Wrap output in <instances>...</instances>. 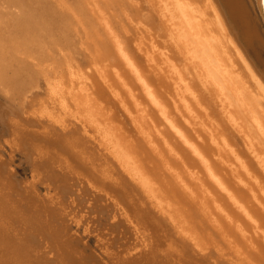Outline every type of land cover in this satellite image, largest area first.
<instances>
[{"label":"bare ground","instance_id":"1","mask_svg":"<svg viewBox=\"0 0 264 264\" xmlns=\"http://www.w3.org/2000/svg\"><path fill=\"white\" fill-rule=\"evenodd\" d=\"M74 1L58 0L63 18L46 0H0V92L18 100L1 117L25 113L21 123L11 122L9 143L33 157L32 181L23 186L0 161V264H204L175 249L171 229L151 209L157 201L199 251L214 242V232L242 264H264V0H142L146 19L157 22L154 34L138 21L134 26L142 62L114 33L105 0ZM70 20L89 70L69 62L58 90L76 113L98 123L102 143L83 122L72 129L57 119L60 129L47 130L29 98L36 66L55 62ZM102 90L128 116L133 135L111 124ZM79 131L84 137H74ZM96 144L110 146L114 161L94 159ZM34 177L60 195L39 199ZM130 181L149 201L139 202ZM79 183L112 199L98 212L121 217L92 227L112 235L102 246L106 263L67 234L69 213L90 231L86 213L62 202ZM244 198L261 219L252 218Z\"/></svg>","mask_w":264,"mask_h":264},{"label":"rangeland","instance_id":"2","mask_svg":"<svg viewBox=\"0 0 264 264\" xmlns=\"http://www.w3.org/2000/svg\"><path fill=\"white\" fill-rule=\"evenodd\" d=\"M47 6L52 8L55 13L60 16H64L68 14L66 10L58 4V0H46ZM107 5L109 6V10H107L106 17L116 28L114 31L115 34H120L122 46L128 49V52L131 56L136 58L137 61L142 62V56L134 50L132 39L134 38V34L138 33V30L134 28L136 21L140 22L145 29L154 34L157 29V22L152 19H146L145 10L142 0H105ZM101 2V1H100ZM66 5H75L74 0H66ZM103 3V2H101ZM116 15L114 17L113 15ZM64 18V17H63ZM69 18V17H68ZM70 19V18H69ZM71 23L65 27V39L62 41L59 46L56 48V55L53 56L55 59L54 63H51L50 60L44 61L40 66H36V74H35V83L37 86L32 90L30 99L33 100V107L42 111L43 117L39 119L44 122V126L47 130L50 131H58L60 128L57 124V119L61 121H66L69 124V128L82 129L83 124L86 123L91 133L97 134L100 136V133L96 132L94 129L98 126L97 122H93L88 116L81 117L78 113L74 111V108L70 107L69 100L67 96H64L59 90V82H61L60 78L63 76L67 70L69 69L67 64L71 62L73 65H77L82 68L84 71H88V51L84 50V46L81 45V32L75 28L73 22L70 20L66 22L67 24ZM117 23L122 24L123 27L127 28L126 32H122V30L117 29ZM121 25V26H122ZM142 30V29H141ZM87 44V43H86ZM69 60V61H68ZM102 94L98 97L102 102V106L109 109L112 113V118L110 119L112 125L122 126L124 131H126L129 135H133L135 129L133 128L130 119L125 114L123 109L119 106V104L114 101L112 96L105 90H102ZM64 98V100L60 99L59 96ZM28 101V100H27ZM171 102V100L169 101ZM64 104V105H63ZM68 105V107H66ZM18 100H14L9 98L8 96L3 95L0 92V111H8V109L17 108ZM28 110V109H27ZM3 114L0 112V161L4 160V165L6 166V170L10 169V173L19 180L21 186L22 183L28 184V182L32 181V166L31 162L33 161L32 154H30V150L22 147V146H11L9 142L13 137V132L11 131L14 126L12 123L15 122L21 123V119L24 118L25 113L19 114H7L6 116L1 117ZM45 115V116H44ZM81 117V118H80ZM36 119V118H34ZM32 129H40L36 126H31ZM12 128V129H11ZM15 128H17L15 126ZM102 134L103 130H101ZM83 133L79 131V134H75L74 137H82ZM84 137V136H83ZM86 137V136H85ZM88 138V137H87ZM100 142L102 143V139L100 136ZM38 141V140H37ZM42 146L41 142H35ZM98 146L95 149V155L97 157H93L96 160H102L103 156L107 155L108 160L114 161V157H117L116 152L110 146ZM107 149V150H106ZM28 150V151H27ZM109 151V152H108ZM97 152H100L97 154ZM113 159V160H112ZM103 166H106L103 164ZM117 168H119L117 166ZM60 170L59 168H57ZM40 172V176L43 173L42 170H38ZM55 172H58L55 170ZM119 176L125 177L126 173L122 170H119ZM116 174V173H115ZM35 178V177H34ZM120 178V177H119ZM36 182H34L37 188V197L39 199L44 200L45 202L50 201L51 199H55L60 193H57L55 188L49 182V180H44L40 183L36 178ZM84 180V179H82ZM132 182V181H130ZM71 183V182H70ZM85 183V182H84ZM79 183L76 187H71L70 190L72 193H68L66 197L62 200L64 204L70 206H78V209H81L80 212L86 213L84 214L86 217L91 220L87 223V227H89L90 231L87 232L84 230V225L86 223H82L78 220V217L72 218L73 213H69L67 217H65V222L68 224V235L71 238L78 239L81 243L78 247L80 251H83L85 254L92 253L96 256L100 262L106 263L107 255L105 254L103 243L104 239L111 237L110 235H102L105 232L104 226L102 228V233L99 234L98 231H93L92 227L96 224H106L107 222H116L119 217L117 215L116 219L106 218L104 216V212H98V208L102 205L112 204L113 201L109 197L101 192L98 188H94L89 186L86 183V188H82V184ZM129 183V182H128ZM49 184V186H48ZM131 187L135 190L132 192L138 193L142 198L139 202L145 200L149 201L148 192L145 193L135 182L129 183ZM135 184V185H134ZM85 185V184H84ZM56 186V185H54ZM236 187L234 184H229L228 187ZM81 187V188H80ZM80 188V189H79ZM85 189V190H84ZM62 193V192H61ZM58 194V195H57ZM149 197V198H148ZM247 203L248 209L251 213V201L249 198L241 199L240 202ZM238 202V201H237ZM239 202V203H240ZM155 204V209L151 208L154 213L157 215H161L164 219H162L168 227L171 229V237L174 241L175 249L184 250L190 253L191 260L197 259L200 263H210V264H242V262L234 256L229 247L225 246L222 241H219V238L216 236L214 232H211L210 236L214 239V242H210L206 246V251L201 252L198 248L194 247L193 243L190 241L189 237L185 234V230L183 228L180 229L179 224L174 223L171 219L172 216L168 212L166 208H164L158 201ZM159 204V205H158ZM236 205V204H235ZM235 206H232L231 209H234ZM253 213V215H252ZM250 214L254 220L261 219L262 216H256V214L252 211ZM106 233V232H105ZM131 239L130 241H132ZM129 241V242H130ZM189 256V257H190ZM50 257V254L48 255Z\"/></svg>","mask_w":264,"mask_h":264}]
</instances>
